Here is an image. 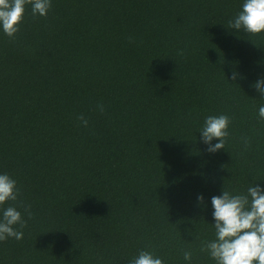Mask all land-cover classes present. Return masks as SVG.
<instances>
[{
	"label": "trees",
	"instance_id": "16d2710c",
	"mask_svg": "<svg viewBox=\"0 0 264 264\" xmlns=\"http://www.w3.org/2000/svg\"><path fill=\"white\" fill-rule=\"evenodd\" d=\"M242 3L52 0L46 16L27 4L14 36L0 31V172L19 189L0 209L26 221L22 239L0 241V264H129L145 249L215 264L202 250L211 197L264 183L251 87L264 32L228 27ZM220 114L229 136L212 153L199 130Z\"/></svg>",
	"mask_w": 264,
	"mask_h": 264
},
{
	"label": "clouds",
	"instance_id": "9594fccd",
	"mask_svg": "<svg viewBox=\"0 0 264 264\" xmlns=\"http://www.w3.org/2000/svg\"><path fill=\"white\" fill-rule=\"evenodd\" d=\"M51 3L52 0H0V31L9 37L14 36L19 31L27 4L31 5L33 15L46 16ZM228 27L252 34L264 32V0H243L240 11L228 22ZM243 76L234 70L230 80L237 81ZM251 87L264 98V75L257 76ZM97 108L104 111L102 104ZM258 118L264 120V104L258 108ZM78 119L83 126H88V120L82 114ZM229 124L230 118L226 114L205 117L199 132L209 152L225 148ZM247 143L245 140L246 146ZM16 185V180L8 173L0 172V205L17 199L19 189ZM197 202L203 204V194L197 197ZM211 208L215 235L204 242L202 250L215 264H264V183L251 184L245 193H233L223 187L221 194L211 197ZM25 224L15 206L0 209V241L9 237L22 239L23 231L14 226L19 225L22 229ZM192 255L190 250L183 252L187 264H191ZM129 264H164V260L145 249Z\"/></svg>",
	"mask_w": 264,
	"mask_h": 264
}]
</instances>
